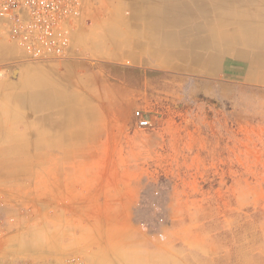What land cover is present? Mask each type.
I'll list each match as a JSON object with an SVG mask.
<instances>
[{"label":"crops","instance_id":"obj_1","mask_svg":"<svg viewBox=\"0 0 264 264\" xmlns=\"http://www.w3.org/2000/svg\"><path fill=\"white\" fill-rule=\"evenodd\" d=\"M78 1L77 40L92 61L0 67V151L29 153L27 174L10 182L27 183L45 217L52 259L44 264H66L70 254L83 264H148L134 255L140 235L131 220L142 166L106 159L119 150L109 138L131 120L117 106L149 87L150 73L264 88V0ZM19 57L0 39V61ZM17 136L29 137L27 148Z\"/></svg>","mask_w":264,"mask_h":264},{"label":"rangeland","instance_id":"obj_2","mask_svg":"<svg viewBox=\"0 0 264 264\" xmlns=\"http://www.w3.org/2000/svg\"><path fill=\"white\" fill-rule=\"evenodd\" d=\"M77 28L78 22L65 58L34 61L9 40L0 23V39L21 56L1 60L0 67L80 59L89 63L93 58L82 55L80 48L88 45L78 42ZM117 75L122 78L124 72ZM132 75L134 83L140 81L139 73ZM133 90L132 103L117 106V116L131 115V120L124 133L109 138V145L119 150L109 151L106 159L116 160L117 167L142 166V179L137 175L132 189L131 220L141 248L134 255L148 264H264V88L150 73L149 87ZM91 106L86 103V109ZM137 110L152 127L137 126ZM28 139L15 137L23 148ZM28 155L0 151V264H44L52 259L42 233L45 217L31 206L27 183L10 182L27 174ZM158 185L166 188L169 226L163 239L154 240L136 224L133 207L141 191ZM34 229L41 235L31 234ZM73 256L79 255L70 254L66 264Z\"/></svg>","mask_w":264,"mask_h":264},{"label":"built area","instance_id":"obj_3","mask_svg":"<svg viewBox=\"0 0 264 264\" xmlns=\"http://www.w3.org/2000/svg\"><path fill=\"white\" fill-rule=\"evenodd\" d=\"M79 14L78 0H0V21L9 40L34 61L65 58ZM134 116L138 127L153 126L141 111ZM165 189L158 185L141 191L133 207L136 224L154 240L163 239L169 226ZM67 264L83 261L73 256Z\"/></svg>","mask_w":264,"mask_h":264},{"label":"bare ground","instance_id":"obj_4","mask_svg":"<svg viewBox=\"0 0 264 264\" xmlns=\"http://www.w3.org/2000/svg\"><path fill=\"white\" fill-rule=\"evenodd\" d=\"M127 3V2H126ZM147 52V51H146ZM172 61V60H171ZM230 64V63H229Z\"/></svg>","mask_w":264,"mask_h":264}]
</instances>
